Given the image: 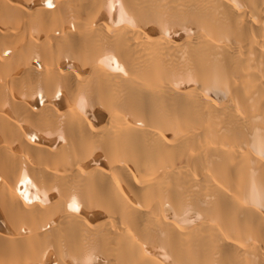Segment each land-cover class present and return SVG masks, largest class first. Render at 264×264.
Returning <instances> with one entry per match:
<instances>
[{"label": "bare ground", "instance_id": "1", "mask_svg": "<svg viewBox=\"0 0 264 264\" xmlns=\"http://www.w3.org/2000/svg\"><path fill=\"white\" fill-rule=\"evenodd\" d=\"M0 264H264V0H0Z\"/></svg>", "mask_w": 264, "mask_h": 264}]
</instances>
